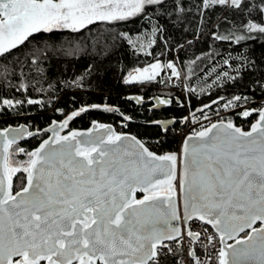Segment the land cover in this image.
Returning a JSON list of instances; mask_svg holds the SVG:
<instances>
[{
    "label": "snow or ice",
    "instance_id": "snow-or-ice-1",
    "mask_svg": "<svg viewBox=\"0 0 264 264\" xmlns=\"http://www.w3.org/2000/svg\"><path fill=\"white\" fill-rule=\"evenodd\" d=\"M134 21L150 26L153 38L139 47L153 62L126 73L123 84L155 82L191 96V81L198 79L201 92L239 91L197 109L209 124L195 120L199 130L185 136L179 153L157 154L137 137L95 120L86 131L61 135L70 120L90 110L132 119L107 104L81 105L45 129L0 127V264H264V0H0V120L23 116L25 105L46 106L28 92L53 87L41 68L47 48L8 62L14 49L57 30L82 36L97 22ZM169 29L191 38L170 43ZM110 35L112 44L97 37L93 45L102 46L105 57L130 33ZM200 41L224 50L201 51L185 64L179 52ZM87 43L80 40L77 48L86 51ZM161 43L157 55L152 49ZM173 52L171 59H160ZM32 73L40 78H30ZM96 73L89 64L64 83L87 90ZM124 99L149 102L143 96ZM48 100L54 103L51 94ZM151 100L149 111L184 106L170 95ZM212 105L240 108L238 116L255 120L247 130L219 112L212 121L204 111ZM185 121L193 122L190 116L180 123ZM150 123L166 134L175 121ZM49 131L32 151L19 144ZM13 153L28 160L13 166ZM21 172L26 176H17Z\"/></svg>",
    "mask_w": 264,
    "mask_h": 264
},
{
    "label": "trees",
    "instance_id": "trees-1",
    "mask_svg": "<svg viewBox=\"0 0 264 264\" xmlns=\"http://www.w3.org/2000/svg\"><path fill=\"white\" fill-rule=\"evenodd\" d=\"M143 24V21H134L126 25L120 23L116 26H111L104 22H97L96 27L92 28L90 32H84L82 36L73 34L68 30L55 31L54 34L40 35L33 43L27 46L21 45L18 49L13 50L12 55L6 57L8 62H14L17 59L25 61L32 50L38 46L40 48H47L48 56L46 60L41 61V68L44 70V79L50 81L53 87L48 88L45 84L43 94L36 91H29L28 96L42 98L46 106L25 105L24 109H22L24 112L23 116L12 119L6 118V122L5 120H0V127H6L7 124H12L13 126L28 124L31 130L43 129L52 120L66 116V114L79 109L81 105L99 104L103 106L107 104L113 108H119L124 114L132 117L131 120L123 121L127 124L128 130L126 132L140 139L151 151L160 155L175 153L178 138L174 129L181 125L180 121L183 117L189 115L193 120H198L201 116L197 109H200L204 104H210L218 96H225L227 98L233 92L239 90L225 88L213 91L211 88L205 87L203 92H201V81L193 79L191 85L196 89L195 95L180 96L179 94L169 92L171 94L170 96L179 97L184 101L183 107L173 103L167 109L152 112L145 105L136 106L134 103L125 100L124 97L129 95L143 96L147 100L154 95L161 96L168 94V92L162 91L165 88L163 84L153 82L143 87L140 85L127 86L115 80L120 67L125 66L126 68L124 70L126 69L125 71H128L133 67L141 65V60L153 61V57L144 55L139 47L140 44L146 45L153 38L150 26L142 27ZM121 31L129 32L130 36L122 40H116L115 47L107 57L103 55L102 46H93L97 37L102 41H106L108 44H112L113 41L110 34ZM168 35L173 37L170 43H174L176 40L184 42L185 39L191 38V33L184 36L179 33H173L171 29H169ZM85 38L88 40L85 46L86 51L77 48V42ZM129 39L132 41L131 44L128 43ZM208 43L210 41L207 43L200 41L195 42L192 47H186L185 50L179 52L180 59L187 64L188 61L199 55L201 51L219 50L223 52V47L218 48L216 45H213L209 49ZM152 50L158 55L163 50V44L154 46ZM66 52L68 55H65ZM73 52L75 56L72 55ZM176 55L177 53L173 52L171 55L165 54L160 59L168 60ZM205 63L208 62L206 61ZM89 64L96 65L97 73L91 78L92 84L87 90H77L64 83L66 80L70 83L71 78L83 73ZM30 78L39 79L40 77L32 73ZM57 82H59V85ZM97 85L102 86L97 87ZM3 94L11 96L14 93L4 90ZM49 94L52 95L54 103L49 102ZM15 95L19 97V93H15ZM73 97L75 98L74 100ZM256 99L259 101V93H257ZM56 108L63 109V112L55 111ZM212 109L211 111L204 109V111L207 115H215L219 108L216 105H212ZM165 119H174L176 121L175 127L171 128L166 134L162 133L159 127L150 123L154 120ZM93 120L117 126L116 122L118 120L122 121V118L119 112L109 113L103 110H90L77 117L71 123V126L73 128L85 129ZM234 120L239 121L237 118ZM254 120L255 117H252L242 122V124H245L243 128L247 129ZM41 139V135H39L27 141L23 144L24 149L30 151L38 145ZM17 176L24 177V174L19 173ZM14 185L19 188L21 186L20 180L15 178Z\"/></svg>",
    "mask_w": 264,
    "mask_h": 264
},
{
    "label": "rangeland",
    "instance_id": "rangeland-1",
    "mask_svg": "<svg viewBox=\"0 0 264 264\" xmlns=\"http://www.w3.org/2000/svg\"><path fill=\"white\" fill-rule=\"evenodd\" d=\"M57 31H61V30H57ZM140 61V60H139ZM153 61H151V60H141L140 61V63H141V65H139V66H137V67H133V68H131V69H129L128 71H125L124 70V68H126L125 66H123V67H120L119 69H118V72H117V74H116V81H120L121 83H122V77L126 74V73H128V72H131L133 69H135V68H143V67H145V66H147L148 64H150V63H152ZM169 83H171V82H169ZM123 84V83H122ZM123 85H125V84H123ZM136 85H139V84H136ZM127 86H129V85H127ZM162 91H164V92H168V94L167 95H171V94H169V92L170 93H176V94H179L180 96H184L183 94H182V89H175V90H173L171 87H168V88H163L162 89ZM254 106V105H253ZM240 110H242V109H240V108H231V107H229V108H227V109H225V108H219V109H217V112H219L220 113V117H223L225 120H228V119H231V120H233V122L235 123V124H237L238 126H244L245 124H242V121H240L239 119V121L237 122V121H235L234 119V113H236V112H240ZM208 116H213V117H216L217 118V120L219 119V117L215 114V115H208ZM201 118V117H200ZM199 118V119H200ZM213 120V119H212ZM214 121H216V120H214ZM242 124V125H241Z\"/></svg>",
    "mask_w": 264,
    "mask_h": 264
},
{
    "label": "water",
    "instance_id": "water-1",
    "mask_svg": "<svg viewBox=\"0 0 264 264\" xmlns=\"http://www.w3.org/2000/svg\"><path fill=\"white\" fill-rule=\"evenodd\" d=\"M15 50V49H14ZM131 96H139V95H131ZM154 96H157V95H154ZM154 96H152V97H154ZM152 97H150L149 99H147L149 102L148 103H145V104H142V105H146V104H151L153 101L151 100V98ZM130 102H132V103H134L136 106H142V105H138V104H136L134 101H130ZM150 107V106H149ZM149 107L147 108V109H149ZM169 107V105H167V106H161L160 108H158V109H156V110H153L152 112H158V111H160V110H163V109H166V108H168ZM75 111V110H74ZM73 112V111H72ZM72 112H70V113H68L67 115H69V114H71ZM237 113L238 112H236L235 113V115H234V117L235 118H237V119H239L240 121H242V122H245V121H247L248 119H250V118H243V117H240V116H238L237 115ZM65 117L66 116H64L61 120H52L47 126H45L43 129H45V128H49V126L52 124V122L53 121H57V122H61V121H63L64 119H65ZM253 117H255V116H253ZM76 118V117H75ZM74 118V119H75ZM252 118V117H251ZM74 119H72V120H74ZM72 120H70L69 121V123L72 121ZM165 120H174V119H165ZM175 121V120H174ZM253 122V121H252ZM251 122V123H252ZM100 123H103V122H100ZM251 123H250V125H251ZM103 124H106V125H111L116 131H117V129H116V127L114 126V125H112V124H109V123H103ZM175 124H176V121H175V123H173V124H171V125H169L168 127H169V129H171V128H173L174 126H175ZM124 124L123 123H121L119 126L120 127H122ZM154 125V124H153ZM183 125H184V123H181V125H180V127H183ZM250 125L248 126V127H250ZM92 125L90 124L87 128H85V129H79V128H76V129H71V130H77V131H86L88 128H90ZM15 127V126H14ZM69 124H68V127L67 128H65L62 132H61V135H64V134H67L68 133V131H69ZM245 130H247V129H245ZM33 131H35V130H33ZM118 132V131H117ZM118 133H120V132H118ZM42 134H46V137L44 138V139H47L48 138V136H51L52 135V133H51V131H49V132H47V133H38L36 136H33V137H26L24 140H22V141H20L19 143H25V142H27V141H29V140H31V139H34V138H36V137H38L39 135H42ZM127 134H129L130 136H134V135H132V134H130V133H127ZM140 140V139H139ZM141 141V140H140ZM41 142V141H40ZM40 142L38 143V145L36 146V147H34L33 149H35V148H37L38 146H39V144H40ZM142 142V141H141ZM183 144V143H182ZM146 146V145H145ZM147 147V146H146ZM33 149H31L30 151H32ZM22 173V172H21ZM19 173H17V175H18ZM24 176H26V174L24 173ZM14 179H15V177H14ZM209 229L211 230V228H210V226H209Z\"/></svg>",
    "mask_w": 264,
    "mask_h": 264
},
{
    "label": "flooded vegetation",
    "instance_id": "flooded-vegetation-1",
    "mask_svg": "<svg viewBox=\"0 0 264 264\" xmlns=\"http://www.w3.org/2000/svg\"><path fill=\"white\" fill-rule=\"evenodd\" d=\"M150 106V104H146L145 105V107L146 108H148ZM171 105H169V107H170ZM167 109V108H166ZM67 115V114H66ZM64 117V116H63ZM63 117H61V118H59V119H57V120H61ZM77 118V117H76ZM75 118V119H76ZM74 119V120H75ZM74 120H72L70 123H69V130L70 129H76V128H73L72 126H71V123L74 121ZM238 120V119H237ZM117 124V126H115L116 127V129H117V131L118 132H120V133H127L126 131L128 130V128H127V126H124V125H127L126 123H124V122H122V121H120V120H118L117 122H116ZM121 123H123L124 125L122 126V127H120V126H118V125H120ZM175 127V126H174ZM173 127V128H174ZM180 127V126H179ZM46 137V134H42L41 135V138L42 139H44ZM41 139V140H42ZM26 143V142H25ZM20 144V146L21 147H23V144L24 143H19ZM24 148V147H23ZM11 160H12V164H13V166H20V165H22V164H25L26 163V161L28 160V157L26 156V155H24V154H16V153H13V155H12V157H11ZM22 174H24V173H22ZM139 195H141V194H139L138 193V196Z\"/></svg>",
    "mask_w": 264,
    "mask_h": 264
},
{
    "label": "built area",
    "instance_id": "built-area-1",
    "mask_svg": "<svg viewBox=\"0 0 264 264\" xmlns=\"http://www.w3.org/2000/svg\"><path fill=\"white\" fill-rule=\"evenodd\" d=\"M187 116H189V115H187ZM210 117H211V119H213L212 121L217 120L216 117H213V116H210ZM198 120H201V122L203 124H205L206 126L209 124L208 120H203L202 118H200ZM194 128L199 130V124L195 123V120H193L192 123H188L187 121H185L183 127H178V128L174 129V131L177 135V138H178V144H177V149H176L175 153L180 152L181 145L184 141L185 136L188 135L189 133H191Z\"/></svg>",
    "mask_w": 264,
    "mask_h": 264
}]
</instances>
